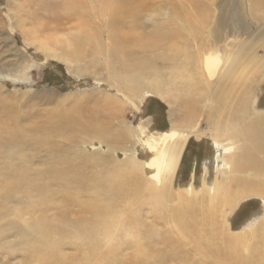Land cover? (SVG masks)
Returning <instances> with one entry per match:
<instances>
[{
	"label": "rangeland",
	"instance_id": "1",
	"mask_svg": "<svg viewBox=\"0 0 264 264\" xmlns=\"http://www.w3.org/2000/svg\"><path fill=\"white\" fill-rule=\"evenodd\" d=\"M58 1L0 0V264H39L25 250L36 246V238H41L45 229L58 248L57 252L53 251L55 261L75 259L77 264H94V259L89 260V250L93 246L112 248L115 243L118 246L115 247L116 260L132 264L136 242L140 240L146 251L150 248L158 255L157 264H236L224 256L215 257L207 247L183 234L170 219L167 204L160 209V202H149L146 192L135 199L132 183L123 191L118 189L132 182L135 175L151 184V178L145 174L146 167L142 166L155 157L158 149L149 150L150 145H144V138L169 130L179 119L176 116L171 119L167 102L179 91L158 94L153 89H145L132 93L114 88L111 81L106 80L102 67L106 54L96 51L92 56L98 60L94 62L92 56L85 54L90 53L87 45L83 55L69 62L73 41L78 37L84 39L85 33L77 34L73 30L70 35L66 34L68 25H63V29L58 25L61 22L47 18L63 13ZM175 1L183 4L187 23H192L193 4L189 0H165L162 9L155 13L160 18H166L168 13L169 19L177 18L183 24L182 18L176 16L179 4ZM196 1L199 16H202L201 10L203 14L208 13L206 31L191 43L192 46L189 43V49L199 51L200 45L208 39L207 49L201 52L200 59L202 55L212 54V59L224 56L229 61L234 51L244 42L249 44L251 38L264 29V0H234L246 25L243 30L234 32L225 28L220 38L211 27L219 14L226 11L230 14L224 7L226 3L228 7V2ZM203 4L207 6V13ZM89 11L84 17L87 21H81L87 26L86 32L95 33L103 43L106 36L101 37V34L105 33L107 25ZM251 11L260 19L254 20ZM193 17L196 20V16ZM45 23H50V30L40 27ZM54 25L59 30H54ZM73 36L78 37L73 39ZM251 44L255 56L263 61L253 85L258 108L253 111H264V48L259 41ZM47 48L49 51H45ZM7 69H25L27 81L3 80ZM46 69H51L58 80L49 82ZM242 70L245 71L241 67ZM162 72L168 75L169 69ZM120 76L111 77L118 80ZM208 81L213 84L216 77ZM121 92L129 94L125 96ZM200 123V128L206 127L205 120ZM139 127L143 131H139L141 139L136 131ZM9 134L15 136L17 143H8ZM213 143L209 134L199 139L189 136L172 180L174 192L185 194L190 183L198 187L204 172L209 174V181L214 178L217 150ZM131 163L139 166L140 174L127 176L123 172L124 168L130 169ZM113 175L115 178L110 185ZM92 205L98 207L99 212L91 209ZM100 207L103 210L100 211ZM127 215L134 218L131 224H136L137 237L136 227L127 231ZM262 218L264 201L245 197L228 212L226 223L231 234L246 236L257 223L264 224ZM113 222L116 230L115 227L100 230L103 223L112 225ZM119 223H122L120 227ZM125 229L127 234H124ZM89 231L93 232L89 234ZM111 234L112 237L120 234L122 240L112 241ZM214 243L218 248L216 253L224 254L222 241ZM209 244L213 245V241ZM242 254L247 256V251ZM169 256L173 260H169ZM144 264L154 262L148 256Z\"/></svg>",
	"mask_w": 264,
	"mask_h": 264
},
{
	"label": "bare ground",
	"instance_id": "2",
	"mask_svg": "<svg viewBox=\"0 0 264 264\" xmlns=\"http://www.w3.org/2000/svg\"><path fill=\"white\" fill-rule=\"evenodd\" d=\"M189 1L193 4L192 11L196 16V20L193 15L191 16L192 23H187L188 18L183 4L176 1L179 4L176 16L182 18L181 21L184 23H179L177 18L175 21L173 18L169 19L168 13L166 18H160L155 11L162 9L165 0H59L57 3L61 5L60 9L63 13H59L61 16L54 13V17L47 18H52L53 21L55 18L56 23L61 22L58 25L63 29V25H68L66 34L70 35L73 30H76L77 34L85 33L84 39L73 36V39L78 38L73 41L74 47L69 52V62L71 60L74 62L84 54L85 45L90 47V53L85 52L87 55L92 56L96 51H103L106 54L102 67L108 78L106 80L111 81L114 88L120 90L124 88L132 93L142 92L145 89H153L158 94L162 91L167 94L179 91L167 101L171 119L175 116L179 119H176L175 124L167 131L156 133L154 136L144 135V145H150L147 148L151 151L158 149L155 157L142 166L146 167L145 174L151 178V184L135 175V178L131 179L132 182L125 183L118 189L123 191L132 183L134 194L137 195H132L135 199L146 192L149 202L152 204L160 202V209L167 204L170 208V219L180 228L179 230L183 234L186 233L191 240L193 238L197 244L207 247L215 257L224 256L236 264H261L258 260L264 262V224L257 223L251 234L244 236L231 234L226 222L228 212L241 199L257 197L264 201V111H253L258 109L255 105L253 85L256 72L263 61L255 56L254 45L251 44L259 41L264 48V29L253 36L249 44L244 42L242 47L234 51L229 61L224 56L222 59L217 60L214 57L212 59V54L202 55L200 59L201 52L207 49L208 39L203 38L204 43L200 45L199 51L189 49V43L191 44L206 31L208 10L203 4V10L207 14H203L201 10L202 16H199V9L194 5L197 1ZM225 1L228 2V7H226L227 3L224 7L228 8L230 14L227 11L225 12L227 14H219L211 27L218 38L225 28L234 32L243 30L246 25L234 0ZM88 9L89 14L95 13L98 20L104 21L107 25L105 33L101 34V37L106 36V41L103 43L96 35L94 36L95 33L88 34L87 26L81 21L86 20L84 17L88 15ZM93 9L97 11L94 12ZM255 14L256 12L251 13L254 20L258 18L254 17ZM49 24L45 23L40 27L45 31L50 30ZM52 28L56 30L58 26L54 25ZM92 60L95 62L98 59L93 57ZM189 66L192 68L189 69ZM241 67L245 71H241ZM168 69V75L162 72ZM4 72L6 74L3 80L10 79L18 83L27 81L25 69H7ZM113 74L121 75V79H118L121 82L113 79L111 77ZM212 77H216V82L213 84L208 81ZM121 93L125 94V92ZM203 120L206 127L200 128V122ZM136 131L140 137L142 128L139 127ZM207 134L212 138L217 150L214 178L209 181V174L204 172L198 187L190 183L185 188V194L188 196L174 192L172 180L189 136L194 135L199 139ZM8 137V143H17L13 134H9ZM129 166L130 169H123L127 176L139 173V166L136 163H131ZM113 176L110 185L115 178V175ZM128 190L131 192V189ZM95 205H92L91 209L98 211L99 205L97 204L98 207ZM88 206L90 207L89 204ZM101 208L100 211L103 210ZM126 218L125 223L129 226L127 231L135 228V222L131 224L134 221L133 216L127 215ZM114 225H116L114 222L112 225L103 223L104 227L100 230L111 227H115L116 230L117 226ZM121 225L122 223H119L118 227ZM91 232L89 231V234ZM135 233L137 237V227ZM20 238L23 239L22 236ZM114 239L122 240V237L118 234L111 238L112 241ZM210 240L213 241V245L209 244ZM216 240L222 241L224 254L216 253L218 249L214 247ZM35 243L36 246H31L25 250V253L39 264H46L48 261L50 264H77L74 262L75 259L55 261L53 251L57 252L58 248L51 242L49 230L45 229L43 236L36 238ZM115 247L118 248L115 243L112 248L107 249L93 246L88 253L89 260L94 259V264H121L116 260ZM245 250L247 256L242 254ZM148 256L152 258L154 264H157L158 255L150 248L146 251L138 240L131 260L132 264H144ZM169 260L173 258L169 256Z\"/></svg>",
	"mask_w": 264,
	"mask_h": 264
},
{
	"label": "trees",
	"instance_id": "3",
	"mask_svg": "<svg viewBox=\"0 0 264 264\" xmlns=\"http://www.w3.org/2000/svg\"><path fill=\"white\" fill-rule=\"evenodd\" d=\"M49 71L48 75H47V78L49 80V82H52V81H57L58 80V76H55V74L51 71V69H46ZM57 79V80H56ZM187 148V147H186Z\"/></svg>",
	"mask_w": 264,
	"mask_h": 264
},
{
	"label": "water",
	"instance_id": "4",
	"mask_svg": "<svg viewBox=\"0 0 264 264\" xmlns=\"http://www.w3.org/2000/svg\"><path fill=\"white\" fill-rule=\"evenodd\" d=\"M192 168H193V165L191 166V170H193Z\"/></svg>",
	"mask_w": 264,
	"mask_h": 264
}]
</instances>
